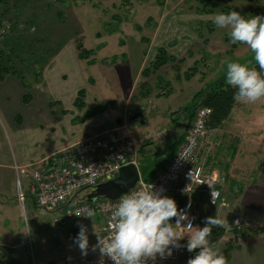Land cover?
Returning <instances> with one entry per match:
<instances>
[{
	"label": "rangeland",
	"instance_id": "rangeland-1",
	"mask_svg": "<svg viewBox=\"0 0 264 264\" xmlns=\"http://www.w3.org/2000/svg\"><path fill=\"white\" fill-rule=\"evenodd\" d=\"M218 4L215 12L199 15L194 11L197 0H0V57L15 51L13 61L27 81L54 57L51 68L61 84L70 89L83 88L88 105L105 104L114 125L118 119V127L126 125L127 129L119 133L135 140L145 165L148 157L158 153L156 157L167 158L164 150L170 140L184 132L188 112L200 104L199 99L193 104L194 94L202 86L226 78L224 60L256 68L251 50L233 44L229 29L215 27L213 17L225 5ZM226 4L246 18L264 15V0H230ZM77 42L92 50V63L77 58ZM159 47L180 61L162 66L149 77H141L140 70L136 77L141 63L147 67ZM189 72L195 74L187 80L185 74ZM136 112L139 117L129 121ZM96 118L86 123L99 122L106 116ZM73 120L74 124L83 122ZM0 125L7 131L1 118ZM215 128L225 136L217 146L221 164L233 163V168L239 169V178L248 179L252 169L264 165V98L255 103H236ZM215 128H207L204 136ZM100 131L102 128L89 130L88 136ZM9 151L4 137L0 140L1 161L8 158ZM11 175L0 168V252L7 257H13V251L26 264L53 262L72 255L67 245L70 240L75 243L74 236L69 235L71 229L78 224L86 225L88 231L98 228L100 219L95 216L54 223L53 213L30 203L23 180L22 209Z\"/></svg>",
	"mask_w": 264,
	"mask_h": 264
},
{
	"label": "built area",
	"instance_id": "built-area-1",
	"mask_svg": "<svg viewBox=\"0 0 264 264\" xmlns=\"http://www.w3.org/2000/svg\"><path fill=\"white\" fill-rule=\"evenodd\" d=\"M211 113L210 107L198 106L194 110L183 141L166 165L148 180L140 175L139 180L130 190L114 200L103 197L89 198V196L98 184L117 177L121 167L132 164L138 168L137 143L130 135L120 134L118 127L86 136L38 161L25 165L14 164L20 206L24 209V195L21 188L23 180L26 181L27 194L34 200L36 207L54 214L52 219L54 223H58L61 219L84 218L88 211H93V216L101 221L98 237L103 239L111 234L112 227L109 220L119 200L134 191L153 185L154 189L163 188L162 195L174 199L178 210L187 212L195 227L201 217L195 206V192H203L208 203L217 208L228 204L221 196L219 188L221 179L215 172L205 170L201 161V140ZM159 134L160 132L157 133ZM83 189L87 192L82 193L81 201L75 202L74 199V202L60 211L69 198ZM172 222L175 223L174 220ZM231 226L237 229H255L258 224L243 213L233 211ZM177 231L180 234H187L190 229L182 224ZM187 239L188 237L185 236L180 240V244L185 247L174 248L170 257L161 259L158 255L155 261L148 260L147 264L152 262L174 264L181 255L188 252ZM96 244L97 240L94 245ZM94 245L89 246L87 255H82L80 251L48 264H113L110 258L102 256L99 248L93 251ZM69 246L71 247L72 244Z\"/></svg>",
	"mask_w": 264,
	"mask_h": 264
},
{
	"label": "crops",
	"instance_id": "crops-1",
	"mask_svg": "<svg viewBox=\"0 0 264 264\" xmlns=\"http://www.w3.org/2000/svg\"><path fill=\"white\" fill-rule=\"evenodd\" d=\"M58 53L59 51L55 53V56ZM52 59L54 57H51L45 68L30 81L21 79L12 73H5L0 79V118L7 128V131H4V127L0 125V140L6 137L10 145L9 156L4 161L0 160V168L7 169L14 177L16 175L13 168L14 164L25 165L38 161L88 136L89 130L102 128V131H105L118 127L117 124L114 125L115 120H112L110 113L107 114V110L87 118L81 123H73V119L82 113L73 107L74 98L80 88L70 89L61 84L57 72L51 68ZM143 66L141 63L138 67L136 77L138 72L144 68ZM64 75L61 74V76ZM23 81L26 82V87ZM133 84L130 86L131 92L134 89ZM110 88H113V84L110 85ZM25 95L28 96L26 102L23 100ZM85 105L87 109L94 107V103L88 105L87 101H85ZM100 115H104L106 118L99 122H93V124L86 123L97 119L96 117ZM123 116L126 118L127 112ZM108 122L109 126L104 127ZM118 128L119 131H122L126 125ZM210 131L201 140V161L205 170L215 172L221 179L219 185L221 196L228 204L217 208L208 203L203 192H195V206L201 216L207 213L214 217L218 213L221 219L229 222V226L223 227L224 235L221 238L226 242L222 244L219 241L215 246L221 254H223V248L229 241L234 246L227 256H224L227 264H264V165L252 169L248 179L239 178V169L233 168V163L224 162L221 164V157L217 153V146L221 142V138H225L224 132H217V128L210 129ZM140 150L138 147L139 162L142 159ZM159 168L161 167L159 166ZM138 170L140 171L139 166ZM154 174L155 171L151 173L150 177ZM24 185H26V181H24ZM30 203L33 204L32 200ZM233 211H239L257 223L259 226L256 230L257 233L235 240L231 231V214ZM60 222L64 221L60 220ZM100 226L101 221L96 230L87 231L89 246L95 244L97 236H99ZM195 227H204L203 221L200 219ZM73 229L70 230L69 235L70 237L74 236L73 239H75L79 233V228L74 227ZM69 244L72 246L70 247ZM67 245L72 249V255L80 252L78 245L71 240ZM1 254L7 257L5 253ZM10 254H13V257L8 258L26 264L13 251ZM10 254L8 253V255ZM195 254V252L183 254L174 264H187V260ZM65 257V255L62 256V258ZM33 263L48 264V261H41L40 263L33 261ZM150 264L161 263L152 262Z\"/></svg>",
	"mask_w": 264,
	"mask_h": 264
},
{
	"label": "clouds",
	"instance_id": "clouds-1",
	"mask_svg": "<svg viewBox=\"0 0 264 264\" xmlns=\"http://www.w3.org/2000/svg\"><path fill=\"white\" fill-rule=\"evenodd\" d=\"M213 23L216 28L229 29L233 44L247 46L260 70L249 68L247 63L223 61L226 64L225 82L236 89L234 101L255 103L264 98V15L246 18L234 10L220 12L214 15ZM163 191V188L154 189L151 185L121 198L109 220L111 234L103 239L97 236V244L92 250L99 248L102 256L110 258L113 264H147L148 260L155 261L158 255L165 259L172 255L174 248L185 247L180 240L187 236V251L196 253L187 264H227L224 255L209 240L213 227H224L227 221L217 213L205 218L204 227H193L188 213L178 210L175 200L162 195ZM93 215V211H88L84 217ZM182 224L190 229L187 234L178 233ZM78 227L74 242L82 255H87L88 229L84 224H78Z\"/></svg>",
	"mask_w": 264,
	"mask_h": 264
},
{
	"label": "trees",
	"instance_id": "trees-1",
	"mask_svg": "<svg viewBox=\"0 0 264 264\" xmlns=\"http://www.w3.org/2000/svg\"><path fill=\"white\" fill-rule=\"evenodd\" d=\"M229 1L230 0H197L199 5L194 7V11L196 14H199V15L211 14L217 10V7H219L218 2L225 4L220 9L219 12L228 13V12L233 11V10L237 11V10L231 9L227 6L226 3ZM256 1H262V0H256ZM75 48H76L77 57L79 59L87 60L89 63L93 62V59L92 58L90 59V56L93 53L91 49L87 50L86 48H84L82 46V44L80 42H77L75 44ZM12 54L14 55L17 53L12 50ZM12 54H11V56L9 54H7V55L5 54L4 57L3 56L0 57V79H1V77H3V75L5 73L16 74L21 79L24 78L22 72L16 68L15 62L13 61V60H15L16 57H12ZM44 61H42V62H44ZM175 61H180V60H177V57H175L173 54H170L167 51V49H165L164 47H159L157 49L153 59L150 61L149 65L141 70L140 75H141V77H149V76H151V74L155 73L162 66H164L168 63H173ZM255 67L258 71H260L257 64H255ZM173 68L175 70L177 69L175 65L173 66ZM34 73L36 74L37 71H34ZM194 74H195L194 72H189V73L185 74V79H187V80L190 79ZM225 81H226L225 77L218 78V79L214 80L213 82L209 83L207 86L201 88L200 90H198L194 94V99L192 100L193 104L196 100L199 99L200 102L198 101L197 104L198 103H200V104H198V106H202V105L208 106L212 110L210 118L207 122V128H215V127L219 126L221 124V122L224 121L228 117L232 108L237 103L233 99V95H234V92L236 91V89H233L231 86L227 85ZM23 84L25 87L27 86L25 81H23ZM27 99H28V96L25 95L23 100L26 102ZM193 104H191V105H193ZM194 106H192V108H194ZM73 107L79 112L82 111V116L75 118L76 121H83L84 118L93 117V116L101 113L102 111H104L106 109V105L103 103H101L97 106L91 107L89 109H86L85 108L86 107V105H85V91L83 89H79L77 91L76 96H75L74 101H73ZM189 107H191V106H188V108ZM188 113H189L188 114V123L186 125L184 132L180 136H177L173 140H170L168 146L166 147V150H164L166 152L167 158L165 159L164 156L163 157H156L159 155V153H158L153 158H152L153 155L148 157V161L145 165L141 161V163L139 164L140 165L139 169H140L141 176L143 179L148 180V179L152 178L154 175L150 177L151 173L153 171H155V173H156L158 170H160L161 168H163L166 165L167 161H169L172 158L173 154L175 153V150L177 149V147L180 145V143L183 141V139L185 137V134H186V131L189 127L190 121L192 120L194 111L193 112L189 111ZM160 156H162V155H160ZM159 166L161 168L158 169ZM86 192H87V190H85V189L78 190L76 192L75 196L69 198L68 201L64 205H62L60 211H63L68 205H70L72 202H74V199H75V202L81 201L83 199L82 193H86ZM27 196L30 197L28 194H27ZM32 202L35 205L34 200H32ZM209 216H211V215L206 213L200 217L201 221H203V224H204L205 218L209 217ZM257 229H258V227L255 229H237V228H234L231 226V231L234 234L235 240H237L239 237L243 238L245 236H251V235L257 233L256 232ZM223 235H224V228L223 227H213L212 235L209 237V240H210V242H212L216 246L219 243V241L221 240V238L223 237ZM233 247L234 246L229 241L223 248V255L227 256L228 252ZM0 264H21V263L15 259L5 257L4 255H2L0 253Z\"/></svg>",
	"mask_w": 264,
	"mask_h": 264
},
{
	"label": "water",
	"instance_id": "water-1",
	"mask_svg": "<svg viewBox=\"0 0 264 264\" xmlns=\"http://www.w3.org/2000/svg\"><path fill=\"white\" fill-rule=\"evenodd\" d=\"M139 112L132 114L129 117V121L139 117ZM121 120H116V124H120ZM141 172L135 165L128 164L119 170L117 177L98 184L94 191L90 194L89 198L103 197L107 199H117L121 194L130 190L136 182L139 180ZM64 221V219H61Z\"/></svg>",
	"mask_w": 264,
	"mask_h": 264
}]
</instances>
